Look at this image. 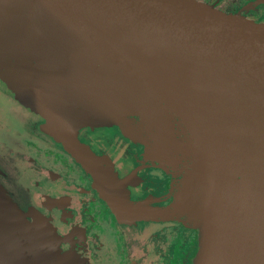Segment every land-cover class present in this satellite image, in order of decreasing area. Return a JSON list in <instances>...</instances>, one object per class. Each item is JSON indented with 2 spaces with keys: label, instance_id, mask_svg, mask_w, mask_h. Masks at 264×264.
Segmentation results:
<instances>
[{
  "label": "water",
  "instance_id": "water-1",
  "mask_svg": "<svg viewBox=\"0 0 264 264\" xmlns=\"http://www.w3.org/2000/svg\"><path fill=\"white\" fill-rule=\"evenodd\" d=\"M0 83L43 117L41 131L87 169L119 220L196 228L192 264L209 244L215 139L227 160L218 202L232 205L217 220L215 263L264 264V23L197 0H0ZM80 125H117L155 157L183 160L173 201L133 211L122 182L76 139ZM11 205L0 185V264H24Z\"/></svg>",
  "mask_w": 264,
  "mask_h": 264
},
{
  "label": "flooded vegetation",
  "instance_id": "flooded-vegetation-1",
  "mask_svg": "<svg viewBox=\"0 0 264 264\" xmlns=\"http://www.w3.org/2000/svg\"><path fill=\"white\" fill-rule=\"evenodd\" d=\"M197 1L264 23V0ZM220 1L223 9L216 5ZM4 99L16 118L15 127L0 125V185L20 209L36 210L53 225L65 264L192 263L196 228L171 217L119 220L100 198L90 174L41 131L38 115L10 97ZM77 137L122 182L129 203L146 199L156 209L171 203L182 165L172 167L170 161L148 156L145 146L125 137L118 126L82 127ZM152 224L157 227L142 236Z\"/></svg>",
  "mask_w": 264,
  "mask_h": 264
},
{
  "label": "rangeland",
  "instance_id": "rangeland-1",
  "mask_svg": "<svg viewBox=\"0 0 264 264\" xmlns=\"http://www.w3.org/2000/svg\"><path fill=\"white\" fill-rule=\"evenodd\" d=\"M213 5H215V4H213ZM216 5L222 9L224 8V6H223L224 2L223 1H220L219 4H216ZM4 96L10 97V98L16 100V98L13 95H11L4 88V86L0 83V123H1L0 125L1 126L10 125V126L15 127L14 126L15 124L13 122L14 117L16 118L15 110L8 103V101H6V99H4V98H6ZM16 101H18V100H16ZM21 105H23V104H21ZM23 107L28 109L29 112H32V113L38 115V117L42 120L40 123H42V124L44 123L43 117H41L36 111H34L33 109H31L29 107H26L25 105H23ZM109 126H112V125H109ZM114 126H117V125H114ZM82 127L93 128V127L87 126V125L77 126L74 130V133H73L77 140H78V137H77L78 130ZM125 137H127V136H125ZM78 142L82 146H84L88 151H90V149L86 145H84L79 140H78ZM133 142H135V141H133ZM145 149H146V147H145ZM0 152H2V150ZM146 153L148 154V156L159 159L158 157H155L153 154H151L149 152V150ZM163 156L165 157V160L170 161V164H172V167L175 166L176 164H178L179 160H175L174 157L172 158L171 155H167V151H165V154H163ZM182 161H180V163H179L180 165L182 164ZM78 164L81 166V168L85 172H87V169H85L80 163H78ZM181 172H182V166H181ZM178 186H179V182L174 185L175 190L173 192V198H174V194L177 191ZM4 191L6 192L5 189H4ZM7 196H8V194H7ZM9 199H10V202L12 204L11 206L13 208V211L15 212V214L19 220V223L17 224V226L19 227V232L17 234H18V240H19L20 245H21V249L24 253L23 254V260L25 262L24 264H65L66 260L64 257V253H62L60 251V249L57 247L58 245L55 242L54 236L52 235V233H53L56 236V232H55V230H53V225H51V223L49 221L46 222L44 220L42 214L39 213L38 211H36V210L33 211L30 209L32 212H30V211L24 212L22 209L19 208V206L17 205V203L15 201H13L10 197H9ZM172 201H173V199H172ZM130 205H131V209L133 211L137 210V209L143 211V209H145V210H148L147 213H149L152 210H158L154 206L151 205L150 200H146V199L142 200L140 202L134 201V202L130 203ZM163 208H161V209H163ZM135 221H157V220L155 218H152V217H149V218L142 217V218H135V219L131 220V222H135ZM156 227H157L156 224H152L149 227H145L144 230L142 231V236H144V237L147 236ZM199 235H200V232H198L197 251H198V248L200 246ZM197 251H196V253H197ZM196 253H195V255H196ZM195 255H194V257H195ZM194 257L192 259V262L194 261Z\"/></svg>",
  "mask_w": 264,
  "mask_h": 264
},
{
  "label": "bare ground",
  "instance_id": "bare-ground-1",
  "mask_svg": "<svg viewBox=\"0 0 264 264\" xmlns=\"http://www.w3.org/2000/svg\"><path fill=\"white\" fill-rule=\"evenodd\" d=\"M206 141L210 154V158H209L210 161L208 159L206 163L208 166H210V168L213 171V185H212L211 200L204 207L205 211L209 213L211 223L209 224V228H208L209 231L208 249L202 264H216L215 263L217 261L216 253L219 251V250L216 251L215 249V241L219 236V231H218L219 228L217 225V220L219 219V215H221L223 211L226 212V210H228V213H230L232 205L230 201L227 203L226 206H222L219 204L218 202L219 192L217 191V187L215 185L216 177L227 166L225 150L224 149L220 150V145L215 139H212L210 146L207 137H206ZM220 257L226 258V253L224 250H222V254H220Z\"/></svg>",
  "mask_w": 264,
  "mask_h": 264
}]
</instances>
